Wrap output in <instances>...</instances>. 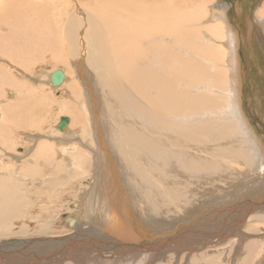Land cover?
Returning <instances> with one entry per match:
<instances>
[{"label": "bare ground", "instance_id": "6f19581e", "mask_svg": "<svg viewBox=\"0 0 264 264\" xmlns=\"http://www.w3.org/2000/svg\"><path fill=\"white\" fill-rule=\"evenodd\" d=\"M222 3L0 0V238L12 235L13 221L34 219L21 232L33 239L0 244V264H56L75 254L88 264H264V55L249 59L248 41L240 54L228 16L236 2ZM240 4L242 31L257 6ZM5 62L64 66L55 71L61 84L55 72L46 82L64 86L68 100L19 82ZM247 67L253 87L243 84ZM257 108L262 114L249 116ZM55 110L72 118L63 132L60 118L63 134L28 135L36 145L27 161L18 148L24 160L6 163L15 130L42 131L46 116L30 118ZM39 181L55 187L37 195L43 216L29 217L18 184ZM69 188L87 192L64 223L72 230L55 231ZM33 222L41 224L30 231Z\"/></svg>", "mask_w": 264, "mask_h": 264}, {"label": "rangeland", "instance_id": "374dc122", "mask_svg": "<svg viewBox=\"0 0 264 264\" xmlns=\"http://www.w3.org/2000/svg\"><path fill=\"white\" fill-rule=\"evenodd\" d=\"M225 1V4L227 5V7H229V5H230V3H231V1H234V3L236 2V8H234L235 10L234 11H231V12H228V16H229V18H231V16L233 15L234 17L232 18L233 20H234V22L233 21H231V22H233L234 23V25L236 24H242V19H241V21H240V19L239 18H242V15H240V13H241V4H240V1L241 0H224ZM228 1V2H227ZM251 2H256V5H255V12H252V14L254 15V18H252V20H251V22L253 23V27H252V30H251V36H252V33H253V28H255L254 26H256V28L258 29V31H260L259 30V26L257 25V24H259V20H257V12H259L258 10H260V6H261V1L262 0H250ZM223 2V1H222ZM238 3V4H237ZM224 3H222V5H225ZM225 5V6H226ZM230 8V7H229ZM44 11H46V12H44V11H42L43 13H42V15L44 14H47V15H45V16H48V10H46V9H43ZM233 12H234V14H233ZM231 14V15H230ZM41 15V16H42ZM43 15V16H44ZM227 16V17H228ZM240 16V17H239ZM238 17V18H237ZM257 17V18H256ZM256 18V19H255ZM231 19V20H232ZM255 19V20H254ZM230 20V19H229ZM256 25H255V24ZM251 29V28H250ZM261 33V35L263 36V40H262V38H261V40H257V42H254V41H256V40H254L253 38H248V50H249V54H248V56H249V59H251V57L253 58V59H255L256 60V62L259 60V57L260 56H263L264 55V51H263V49L261 48V51H259V47H258V45L261 47V44H260V42L261 41H263L264 42V30L262 31V32H260ZM259 33V34H260ZM256 35V38L255 39H258V37H259V35H257V34H255ZM260 35V36H261ZM255 37V36H254ZM254 40V41H253ZM259 42V43H258ZM243 48L245 49V47L243 46ZM259 48V49H258ZM238 50L240 51V45H239V48H238ZM256 55H255V54ZM260 53V54H259ZM244 55H246V53L244 54ZM253 55V56H252ZM248 56H246V58L248 57ZM257 58H258V60H257ZM263 59H264V56L262 57ZM252 59V60H253ZM246 60V59H245ZM46 62H48V61H46ZM253 62V61H252ZM0 64H1V62H0ZM3 65H8V67H10V69H11V71H12V73L14 72V74L17 76V79L19 80V82H25V83H31V84H33V85H35V86H39V87H41V86H44L47 90H50V91H52L53 93H52V97H54V99L55 100H57V102H63L64 101V99L65 100H68V98H67V95L66 94H68L67 92H65V91H63V89H64V86L63 87H61L60 86V88L58 87V88H53V86H52V83H49L48 81L46 82V80H47V73H54L56 70H59V69H64V66H58V68H57V65L55 66L54 64L52 65H48V64H46V63H37V64H35L34 63V65L31 67V69L30 70H25V69H23V68H21V67H11L9 64H7V62H5V64L4 63H2ZM257 66V65H256ZM249 67V66H248ZM248 67H247V69H246V72H243V84L244 83H246L247 84V86H249V87H253L254 86V84H255V78H251L250 80L246 77V73L249 75V73H250V71H249V69H248ZM251 68H253V67H251ZM243 69V68H242ZM10 71V72H11ZM244 71V70H243ZM259 72V75L261 74V76L264 74L263 72L264 71H261V70H259L258 71ZM51 73V74H52ZM46 77V79H44ZM32 78V79H31ZM33 78H39L38 79V82H37V80H36V82H35V80H33ZM42 79V80H41ZM39 80H41V81H39ZM68 80V79H67ZM45 83H44V82ZM253 82V83H252ZM39 83H40V85H39ZM42 83H43V85H42ZM25 88V87H24ZM5 89V90H4ZM27 89V88H26ZM54 89V90H53ZM7 90V91H6ZM2 92H4L6 95H5V98H7L9 101H11L12 100V97H13V91H11V90H9V88H3V90H1ZM57 91V92H56ZM10 96V97H8V96ZM64 95V96H63ZM248 98H249V102L251 101V96H248ZM8 100H5V101H8ZM20 102H21V99H19L18 98V103H19V105H20ZM251 103V102H250ZM33 105L34 104H31V106L33 107ZM29 106V105H28ZM249 106H250V104H249ZM259 106H261V103L259 104ZM35 109V108H34ZM24 110V108H22L21 109V111H23ZM254 110V109H253ZM253 110H251V112L252 113H248L249 114V116H251V114H253V115H258V114H262V113H259V111H258V108H257V112L258 113H255V112H253ZM20 111V112H21ZM40 113V114H39ZM41 113H44L41 117H40V115H41ZM48 114L49 115H47L46 114V112L45 111H39V112H36L35 114H33V116L30 118L31 120L32 119H34L35 121H38V120H42L43 119V117H45V119H43V120H45L44 121V125L40 128V129H42V131H33V130H18V131H16L15 130V132L13 133V135H12V137H14V139H13V142L15 143V146H14V148H12V150H8V156L6 155L5 157L6 158H8L9 160H6V163H8V162H11L12 164H14L15 163V165H16V163L19 165L24 159L26 160V156H28V155H30L31 154V150L35 147V145L36 144H34V143H30L29 141L30 140H28V135H37V136H39V135H44V134H49V132L51 131V136L52 137H55L57 134L58 135H60L59 133H61L60 131H58L59 133H57L55 130H56V126H57V124H58V122L60 121V118H64V117H70L69 115H61V114H59L56 110L55 111H51V113L50 112H48ZM261 116V115H260ZM71 118V117H70ZM261 118V117H260ZM38 119V120H37ZM8 121H9V119H7ZM40 120V121H41ZM254 120H256L255 118H254ZM257 121H259V122H262V124H261V126H262V128H263V132H262V134H264V116L262 117V120L260 121V120H257ZM71 122H72V118H71ZM259 124V123H258ZM70 125V124H69ZM13 129H14V127H12ZM44 128L46 129V130H44ZM77 128H81V125H78L77 127H75V128H73V129H77ZM50 129H52V130H50ZM44 130V131H43ZM48 131V132H47ZM20 132V133H19ZM46 132V133H45ZM42 133V134H41ZM61 134H63V133H61ZM16 136V137H15ZM17 138H19V139H17ZM27 138V139H26ZM17 139V140H16ZM28 140V141H27ZM19 142V143H18ZM27 142V143H26ZM30 143V144H29ZM51 143H54V142H52L51 141ZM21 144V145H20ZM33 144V145H32ZM69 144H70V146L72 147V145H74L75 144V142H73V141H70L69 140ZM18 148H21L22 150H21V152H23L24 150H25V152H26V154H25V156H23L22 158H24L23 160H22V158H19V157H17V155H24V153H20L19 152V150L17 151V149ZM24 148V149H23ZM27 148V149H26ZM29 148H31L29 151H28V149ZM62 147H60V148H58V149H61ZM2 152V151H1ZM12 152V153H11ZM16 152V153H15ZM4 153V152H3ZM20 153V154H19ZM12 154H15L16 156H11ZM9 155L11 156V157H9ZM73 155H75V153L73 154ZM27 161V160H26ZM56 176H54V178H55ZM64 180H68V177H66V176H64L63 175V177H62ZM65 181V182H66ZM69 181V180H68ZM28 182V181H27ZM27 182H24V183H21V184H18L19 186H20V188H21V191H22V193H23V195H24V199H25V201H26V204H27V213H28V216L29 217H33V215L35 216V217H38L39 215H42L43 216V213H38V208H39V206H40V204H41V200H38L37 199V197L39 196L40 198H42L41 197V195L45 192V191H51V190H53L54 189V187H55V185H53V186H50V187H48V182L46 183V184H44V182L43 181H39V185L37 184V182H36V184H37V187L36 188H33V187H30V186H27ZM42 184V186H40ZM79 187H81L82 185H81V183L79 184V183H76ZM73 186L75 187L76 185H75V183L73 184ZM72 187V186H71ZM74 189V190H73ZM71 190V191H70ZM78 194H77V193ZM85 192H87V190H83V191H78V188H72V189H68V194L69 195H65V198H64V203L62 204V203H60V205L58 204L57 206L60 208H58L57 206H56V208H55V210H54V212L55 211H57L58 209V212H57V214L55 213V216H57V217H55V216H53L54 218H56V220H55V224H54V230L55 231H59V230H62L64 227H66L67 228V225L66 224H64L65 222H67V221H69V220H71V218H72V216L70 215L71 213H73V212H75V210H74V207H75V205H77V203L78 202H80V196H81V194H83V193H85ZM38 195V196H37ZM48 198H49V196H48ZM151 199H152V202H154L155 201V198L153 197V196H151ZM69 201V202H68ZM56 202H59V201H56ZM55 204H57V203H53V202H50V204H48V206H53V205H55ZM69 205V206H68ZM62 206H64V207H62ZM58 208V209H57ZM68 208V209H67ZM62 209V210H61ZM65 209V210H64ZM71 210V211H70ZM35 211H36V213H35ZM64 213H63V212ZM66 212V213H65ZM68 212V213H67ZM63 217V218H62ZM30 220H34V219H31V218H28L27 216L22 220V221H20V222H16V221H13L12 222V224L14 225V228H13V230H12V235H10V236H7V237H2V238H0V244H2V242L4 243V242H15V240H17V241H19V239H24V241H26V240H31V238L33 239V237H31V238H26L25 239V237L24 238H21V232L23 231V230H25L28 226H29V224H30ZM41 224V223H40ZM40 224H38V223H35V222H33V224H31L32 226L30 227V231H33L34 230V228L36 227V229L37 228H39V226H40ZM59 224V225H58ZM20 226H22L23 228L22 229H20L19 227ZM38 226V227H37ZM86 225H84L83 227H85ZM62 228V229H61ZM68 230H72L71 228H67ZM62 234L61 232H57L56 234ZM34 234H36V233H31V234H28L26 237H30V235H34ZM256 234H258V233H256ZM259 234H261V233H259ZM51 235V234H50ZM255 235V234H254ZM45 237H48V236H45ZM2 239H4V240H2ZM5 239H7V241L5 240ZM34 239H36L35 237H34ZM16 241V242H17ZM80 259V260H79ZM110 261H112V259H109ZM109 260H107V261H105L106 263H108V262H110ZM68 261V262H67ZM81 261V262H80ZM63 262V263H62ZM62 262L60 263V262H58V263H56V264H88L87 262V260H81V258H78L77 257V255L75 254V255H73L71 258H67V259H65V260H62ZM76 262V263H75ZM112 264H114V263H112ZM174 264V263H173Z\"/></svg>", "mask_w": 264, "mask_h": 264}, {"label": "water", "instance_id": "95a60500", "mask_svg": "<svg viewBox=\"0 0 264 264\" xmlns=\"http://www.w3.org/2000/svg\"><path fill=\"white\" fill-rule=\"evenodd\" d=\"M233 14H234V12H233ZM233 17H234V16L232 15V16H231V19H232ZM231 19H230V20H231ZM239 29H240V26L238 27V26H236V24H235V30H236V32L238 33L239 38H240V54L243 53V48H242V46L244 45L245 42L248 41L246 38H253L254 40H256V41H254V42H257V40H261V38H262V40H263V36L261 35L260 31H258V29H257L256 27L253 28L252 36H251V30H252V27H251V29H250L249 27H245V28L242 29V31H240ZM259 33H260V34H259ZM255 34L259 35L258 39H255V37H254ZM260 35H261V36H260ZM63 78H64V75H63V73H62L61 71L55 72V73L53 74V81L55 82V84H61ZM69 124H70V119H68L67 117H64V118L61 119L60 124H59V126H58V129H59L61 132H63V131H65V130L67 129V127L69 126Z\"/></svg>", "mask_w": 264, "mask_h": 264}, {"label": "flooded vegetation", "instance_id": "af4514ba", "mask_svg": "<svg viewBox=\"0 0 264 264\" xmlns=\"http://www.w3.org/2000/svg\"><path fill=\"white\" fill-rule=\"evenodd\" d=\"M233 2H234V1H233ZM242 15H245V16H246L247 13L244 12ZM244 25H245V26H244ZM244 25H243L244 27H250V26L252 25V22H251L250 19H249L246 23H244ZM255 36H256V35H255ZM255 38H256V37H255Z\"/></svg>", "mask_w": 264, "mask_h": 264}]
</instances>
